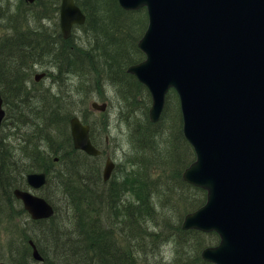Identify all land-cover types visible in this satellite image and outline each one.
I'll return each instance as SVG.
<instances>
[{
    "label": "trees",
    "instance_id": "obj_1",
    "mask_svg": "<svg viewBox=\"0 0 264 264\" xmlns=\"http://www.w3.org/2000/svg\"><path fill=\"white\" fill-rule=\"evenodd\" d=\"M74 2L86 19L73 28L68 39H63L57 20L60 0H34L29 4L37 7L32 10L35 17L43 16V7L54 12L55 20L49 28L39 24L30 29L26 23L25 31H21L17 29L21 15H11L12 33L0 36V68L7 66L9 73L21 77L9 92L6 88L0 90L7 109V123L2 126H20L22 130L18 143L11 145L16 151L13 159L9 163L0 160V223H7L1 217L9 215V224L12 223L18 213L22 224L32 228L29 236L20 231L22 244L29 248L27 240L33 237L43 256L42 262H34L28 252H22L26 258L17 260L19 256H12L10 262L159 264L157 258L155 261L148 255L157 252L161 241H170L179 264H212L203 261L200 252L217 244L218 235L181 228L184 215L204 204L206 191L182 178L195 153L182 132L177 95L169 90L160 118L153 123L148 118V90L127 72L128 66L144 59L138 41L147 25L145 8L125 10L118 0ZM38 64L53 66L54 73L49 65L47 72L58 90L43 89L39 86L43 81H33ZM25 80L29 86L39 88L34 103L16 92ZM104 83L115 91L119 103L115 121L127 124L133 146L121 175L113 172L107 181H103L94 159L73 148L69 131V119L77 113V100L85 99L86 93L90 99V91L100 89ZM12 104H26L29 108L18 112ZM81 119L90 125L92 141L101 144L105 131L86 116ZM2 150L1 143L0 158L9 157L8 150L5 155ZM6 165L17 173L19 188L27 186L28 172L47 173V183L40 192L54 206L52 217L32 220L28 215L23 221L27 212L6 185ZM50 186L60 193L71 213L70 225L63 223L58 206L46 193ZM43 245L51 247L52 254Z\"/></svg>",
    "mask_w": 264,
    "mask_h": 264
},
{
    "label": "water",
    "instance_id": "obj_2",
    "mask_svg": "<svg viewBox=\"0 0 264 264\" xmlns=\"http://www.w3.org/2000/svg\"><path fill=\"white\" fill-rule=\"evenodd\" d=\"M118 3L125 10L146 9L147 27L138 41L144 59L127 72L150 93L153 123L168 90L176 91L182 132L195 153L182 178L206 191L204 204L184 215L181 228L218 235L215 246L201 251L206 262L264 264V0ZM84 22L74 0H60L63 38L71 35L74 24ZM90 106L106 109L105 102ZM3 117L0 98V125ZM70 130L75 148L100 153L90 141L89 125L77 116L70 119ZM113 167L107 159L104 180ZM26 181L36 190L46 175L29 173ZM14 194L34 220L54 214L53 206L30 190L15 189ZM32 254L41 259L37 249Z\"/></svg>",
    "mask_w": 264,
    "mask_h": 264
},
{
    "label": "rangeland",
    "instance_id": "obj_3",
    "mask_svg": "<svg viewBox=\"0 0 264 264\" xmlns=\"http://www.w3.org/2000/svg\"><path fill=\"white\" fill-rule=\"evenodd\" d=\"M0 5H5L8 9L11 8L12 9L10 10L12 12L11 15H21L20 17L21 21L17 23L18 24L17 29L21 31H25L24 29L26 28V23L30 25V29L34 28L35 27L34 25H39V24H42L43 26L49 28V26H51L54 23L53 21L55 20V18L54 19L52 18L54 16V12L48 11L50 8H46V7H43L44 8L43 11L40 10L41 13L43 14L42 17H35L32 10L33 9L37 10V7L35 5L33 7L29 6V3L26 2L25 0H0ZM11 15H10V18H7L8 20H6L7 22L5 24L0 23V36L4 35L5 33L6 34L12 33V29L10 28V26H12L11 21H10ZM57 20H58V17H57ZM77 34L80 35L79 32H77ZM77 38H79V36H77ZM47 65L49 64H38L35 66V70L45 71L47 75L42 80L43 83L48 84V82L50 81L49 83H52L51 84L52 90L54 89L56 91L58 90V85L57 83H54L51 80L52 77H49L50 71L49 73L47 72L48 68L50 67V69L52 70V73H54L53 66L50 64L48 67ZM41 85L42 84L40 83L39 86L41 87ZM35 89L36 91L39 90V88H35ZM89 95L91 97L90 99H88V95L86 93L85 99L79 98L77 100L76 102L77 113L76 114L80 118L86 116L87 118H89L88 120L95 122L99 128L105 131L104 138L107 137L106 140L103 139L102 141L98 139L99 141H101L100 147L103 149L104 154L102 157H100L101 158L100 161H98L97 159V160H94L93 163H95V165L98 166L102 170V167L104 166L105 158L109 156L116 163V168L114 171L115 175L120 176L122 173L123 167H124L123 162L126 160L127 156L133 152V146L130 141L127 124H125L124 122L116 123L115 121V114L117 113L118 107H119V103H117V99L115 98V91L112 86H109L106 83H104V85L100 89L95 88L94 91H90ZM91 101H96L98 103L105 102L107 103V108L104 111L93 110L90 106ZM4 122L7 123V119ZM2 128L3 130L0 131L1 143L3 144L2 142L3 137H6L8 153H10V155L7 154L9 157L4 159L3 161L5 163L6 162L9 163L13 159L12 155H15V152H16L12 148V146H10L9 143L15 144V141L12 140L13 139L12 135L8 133L7 131L8 124L3 125L0 128V130ZM2 133H3V137H2ZM98 138H100V136ZM40 191H38L39 194H41ZM46 193H48V195L52 198L53 202L58 206L59 217H61V219L66 218L67 209L61 200L60 193H58L53 186H50L47 189ZM16 216H17L18 221L15 217L13 218L16 221L15 235L17 234L21 235L20 231H21L22 221L18 213ZM9 218H11L10 215L8 218L1 217V219L2 220L5 219L7 223H0V243L3 242V244H0V251H2L5 248H6L5 250H7L6 242L8 241V238L3 231V226L9 224ZM161 242L162 243L159 246L157 252L154 254H149L148 257L153 258L155 261L158 259L160 263L168 262L169 264H173V263L179 264L174 259L175 252H174L172 243L170 241H166V242L161 241ZM43 248L45 249L46 252H50L51 250L46 245H43ZM4 259L5 258H3L2 261H5Z\"/></svg>",
    "mask_w": 264,
    "mask_h": 264
},
{
    "label": "bare ground",
    "instance_id": "obj_4",
    "mask_svg": "<svg viewBox=\"0 0 264 264\" xmlns=\"http://www.w3.org/2000/svg\"><path fill=\"white\" fill-rule=\"evenodd\" d=\"M6 5V4H5ZM5 5H0V23H6L8 20L7 18H10V15L12 14V12L10 10H12L11 8L8 9ZM79 25H82V24H74L73 27L75 26H79ZM61 32V30H60ZM7 66H4L2 69L0 68V81H3L0 82V90H3L6 88V92H9V89L11 87H13L16 83V81L18 79H20L21 77H16V76H13L12 74L14 73H9V71H7ZM26 79V78H25ZM28 79V78H27ZM50 82V81H49ZM48 84H42V88L46 89V88H49V89H52V83H49ZM20 89L17 92V94L19 95H23L28 98L30 101H32L33 103L36 102L37 100L35 99V95L38 94V92L36 91L35 88L29 86V84H26V80L25 81H21L20 82ZM50 100H51V97H50ZM12 107L16 110V111H22V112H26L28 110V106L26 104H12ZM12 115H16V114H13V111H12ZM6 119H3L2 120V123L5 121ZM2 127V124L0 125V128ZM7 131L8 133H10L12 135V140L15 141V143L17 144L18 143V139L21 138V132L22 130L20 129V126L17 127V130L15 127L13 126H10L7 128ZM15 131V133H13ZM2 137H3V133H2ZM6 137H3L2 139V151L4 152V155L6 154L5 152L8 150V147H7V142H6ZM10 146L13 145L12 143H9ZM15 145V144H14ZM2 152V153H3ZM5 158L4 157H1L0 160H4ZM5 169H6V173H7V180H6V185H10L11 187V193L13 195V197L15 198V194H14V191L15 189L18 188V183L16 182L17 181V173L13 170V168H11V166H8L6 165L5 166ZM14 209H16V211H18V206L15 204L14 206ZM28 218V214L25 215V217L23 218V221H25V219ZM61 219V217H60ZM63 221V223H68V225H70V222H71V213L69 212V210L67 209V215H66V218H62L61 219ZM3 231L4 233L6 234L7 238H8V241L6 242L7 244V250L3 249L2 251H0V263L3 262L5 264H12L10 262L9 259L12 258V256L14 257H18L17 260H19L20 258H26L25 255H21L22 252H28V256L31 260H33L34 262L37 261V262H42L43 261V256H41V259L40 260H35L34 257H33V254H32V251L34 249H37L38 250V246L36 244V242L34 241L33 237H31L32 239H28L27 240V245L29 248H27L26 246H24L20 240V236L17 234L15 235V232H16V221L13 220L12 223L10 224H7L5 226H3ZM21 233L23 235H30L32 233V228L30 226H26V225H23L21 226ZM0 244H3V242H1ZM49 247V246H48ZM51 249V247H49ZM39 251V250H38ZM40 253V252H39ZM50 253L52 254V250H50ZM41 254V253H40ZM131 256V254H130ZM2 257H4L5 261H2ZM56 257V256H54ZM132 258H134L135 256L132 254L131 256ZM133 264H141L139 261H134Z\"/></svg>",
    "mask_w": 264,
    "mask_h": 264
},
{
    "label": "flooded vegetation",
    "instance_id": "obj_5",
    "mask_svg": "<svg viewBox=\"0 0 264 264\" xmlns=\"http://www.w3.org/2000/svg\"><path fill=\"white\" fill-rule=\"evenodd\" d=\"M28 3H30L31 4V2H28ZM96 160L98 159V161H100L101 159H100V157H96L95 158ZM116 167V166H115Z\"/></svg>",
    "mask_w": 264,
    "mask_h": 264
}]
</instances>
